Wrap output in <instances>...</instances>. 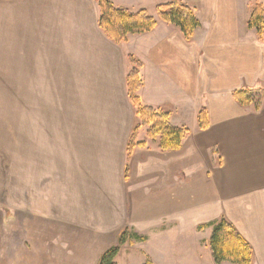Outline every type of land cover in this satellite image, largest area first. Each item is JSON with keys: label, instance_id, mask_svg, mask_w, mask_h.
Returning <instances> with one entry per match:
<instances>
[{"label": "crops", "instance_id": "obj_1", "mask_svg": "<svg viewBox=\"0 0 264 264\" xmlns=\"http://www.w3.org/2000/svg\"><path fill=\"white\" fill-rule=\"evenodd\" d=\"M110 1L137 12L171 0ZM184 1L201 21L192 40L157 17L153 31L131 34L124 45L100 29L95 0L13 2L18 6V92L93 94L99 100L110 94L116 117L109 122L119 125L121 135L101 128L92 135L91 120L85 118L73 123L87 127L78 133L35 129L34 196L20 205L9 264H98L126 227L148 240L123 245L118 264H144L147 258L154 264H217L209 246L213 229L199 226L222 217L251 244L253 264H264V97L255 110L254 103L243 107L232 95L243 87L264 90V43L248 27L252 9L241 16L237 0ZM9 2L0 0L4 17L10 14ZM4 21L0 31L7 29L8 37L11 25ZM0 44L4 61H12L11 43ZM188 47L211 55L203 54L201 62L214 70L209 89L202 88L197 100L188 94ZM128 53L142 63L138 94L141 99L147 94L142 101L169 107L172 124L190 130L179 150L161 152L152 143L127 159L135 120L126 82ZM172 58L178 65L166 67ZM209 60L216 64L208 65ZM148 62L156 75L150 83L143 72ZM212 89L230 97L214 102ZM203 107L209 114L207 130L198 121ZM95 125L105 127V118L99 116Z\"/></svg>", "mask_w": 264, "mask_h": 264}, {"label": "rangeland", "instance_id": "obj_2", "mask_svg": "<svg viewBox=\"0 0 264 264\" xmlns=\"http://www.w3.org/2000/svg\"><path fill=\"white\" fill-rule=\"evenodd\" d=\"M6 1H10L11 4L10 14L5 13V17L0 14V23L2 21L3 24L4 20L9 21L11 29H9L8 37L7 29L0 31V41L1 43L3 40L6 43H11L12 61H4L6 52L2 51L0 44V264H9V252L14 249L17 242L20 205L24 207L26 197L34 196L33 140L35 129H39L40 134L43 129L54 134L78 133L79 129L85 131L87 127L73 126V123L85 118L91 120L90 133L92 135L99 133L100 128L107 135H114L117 138L121 135L119 125L116 126L112 124L113 122H109L116 117V113L111 107L110 94L106 95V100L101 95L102 99L99 100L98 95L93 94L88 97L82 93L38 95L18 92L21 73L20 61L17 60L19 55L16 38L18 6L14 7L13 5L16 0ZM256 2L264 4V0H237L236 5L241 16L245 9H253ZM148 10L152 16L158 17L155 7ZM198 49H200L198 52L192 53L193 47H188L186 61L188 94L196 100L200 98V90L202 88L209 89V83L214 80V70L211 72V67L205 66V63L202 65L201 62L202 55L205 56L206 53L203 52V49ZM208 56L211 55H206V58ZM175 61L172 58L171 62L165 63L166 67L171 68L174 64L177 66L178 61ZM215 64L216 62L213 61L212 64L209 60L208 65ZM234 64L236 65V63ZM143 72L144 79L148 83L154 80L155 67L151 62H148V67ZM212 92L210 96L214 102L224 96L230 97L228 94L221 95L216 89H212ZM145 94H143V101ZM104 102L106 106L103 109ZM256 102H260V99L258 98ZM255 104L253 105L254 109ZM164 109L171 111L169 107H164ZM99 116L105 118V127L94 126V120ZM35 123H38L39 126H36ZM43 123L46 125L44 126ZM155 243L156 238L153 245Z\"/></svg>", "mask_w": 264, "mask_h": 264}, {"label": "trees", "instance_id": "obj_3", "mask_svg": "<svg viewBox=\"0 0 264 264\" xmlns=\"http://www.w3.org/2000/svg\"><path fill=\"white\" fill-rule=\"evenodd\" d=\"M95 1L100 7L98 19L100 29L118 45H124L131 34H145L153 31L158 24V18L178 27L188 41L192 40L195 30L201 25L194 9L184 0H171L158 5L156 8L158 18L152 16L147 9L132 12L127 8L116 7L110 0ZM248 27L256 29L259 40L264 42L263 3L256 2L253 6ZM127 59L130 64L126 76L127 90L135 112V122L126 145L127 159L131 158L137 150L150 149L151 143H155L161 152L179 150L190 130L185 126L173 125L170 111L163 107L146 105L142 101L138 94L144 84L140 75L142 63L131 53L127 54ZM232 95L241 106L248 107L256 103L255 110H259L261 102H256V98L264 97V90L243 87L234 90ZM198 121L202 130L209 128L207 108L201 109ZM128 169L129 164H126V172ZM207 227L213 229L209 246L217 264L225 261L233 264L254 263V250L251 244L227 218L222 217L199 226L200 229ZM147 240L146 235H140L126 227L119 233L117 244L101 255L98 264H118L116 259L123 245H133L135 242H146ZM144 264H154V262L147 258Z\"/></svg>", "mask_w": 264, "mask_h": 264}]
</instances>
